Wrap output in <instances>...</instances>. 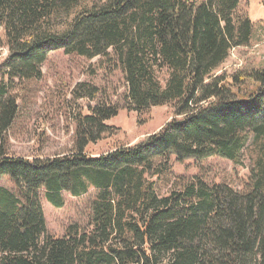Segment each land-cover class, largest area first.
<instances>
[{
    "label": "trees",
    "instance_id": "obj_1",
    "mask_svg": "<svg viewBox=\"0 0 264 264\" xmlns=\"http://www.w3.org/2000/svg\"><path fill=\"white\" fill-rule=\"evenodd\" d=\"M239 1L0 0V264H264V68L216 74L253 34ZM54 51L111 63L125 92L112 103L77 84L72 98L96 103L74 118L71 150L14 156L12 88L40 81ZM163 106L173 118L146 140L86 153L121 109ZM211 157L250 161L240 190L194 178L158 193L172 161ZM90 189L86 228L47 235L42 201L62 208Z\"/></svg>",
    "mask_w": 264,
    "mask_h": 264
},
{
    "label": "rangeland",
    "instance_id": "obj_2",
    "mask_svg": "<svg viewBox=\"0 0 264 264\" xmlns=\"http://www.w3.org/2000/svg\"><path fill=\"white\" fill-rule=\"evenodd\" d=\"M238 11L246 14L253 24L250 43L231 50L216 74L264 68V0H240ZM7 54L8 50L0 45V66ZM41 73L40 81L16 84L12 88L19 104V115L8 132L9 152L14 156L51 157L71 150L74 118L78 114H88L96 103L87 99L74 100L71 92L77 84L96 86L99 92L97 99L103 98L112 103L120 102L125 92L121 71L100 58L86 60L54 51L48 53ZM172 118L173 109L170 106L154 107L141 118L121 109L116 117L107 122L113 128L111 132L97 144L88 146L86 153L98 156L116 148L134 146L157 133ZM139 119L143 121L139 123ZM249 168L250 161L244 158L241 165L218 157L202 161L186 160L183 163L172 161L170 178L158 185V193L165 195L194 178H200L207 184L223 183L240 190ZM92 193L94 190L90 189L78 198L64 195L62 208H54L43 200L46 234L61 237L66 228L74 224L86 228Z\"/></svg>",
    "mask_w": 264,
    "mask_h": 264
}]
</instances>
